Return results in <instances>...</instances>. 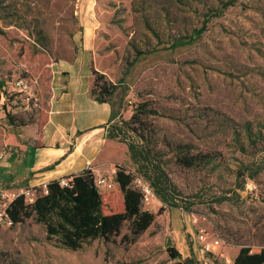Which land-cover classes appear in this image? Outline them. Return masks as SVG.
Listing matches in <instances>:
<instances>
[{
  "label": "rangeland",
  "instance_id": "rangeland-1",
  "mask_svg": "<svg viewBox=\"0 0 264 264\" xmlns=\"http://www.w3.org/2000/svg\"><path fill=\"white\" fill-rule=\"evenodd\" d=\"M79 58L116 84L118 143L103 154L127 151L121 164L152 185L144 208L156 215L133 242L124 225L71 250L31 218L6 220L3 195L26 187L7 178L19 152L4 138L22 127L5 113L45 122ZM0 92V264H175L170 246L232 264L241 245L264 248V0H0ZM140 104L156 114L129 122ZM201 229L222 241L215 253L202 251Z\"/></svg>",
  "mask_w": 264,
  "mask_h": 264
},
{
  "label": "trees",
  "instance_id": "trees-1",
  "mask_svg": "<svg viewBox=\"0 0 264 264\" xmlns=\"http://www.w3.org/2000/svg\"><path fill=\"white\" fill-rule=\"evenodd\" d=\"M90 69L91 96L99 102L110 103L116 84L101 72ZM1 96L0 92V98ZM135 112L137 114H133L129 122L142 123V115L156 114L155 110L146 109L143 104L138 105ZM5 117L13 128L37 124L41 129L44 124L37 123L32 115L26 117L6 112ZM130 129L138 133L135 126ZM114 136L108 131L107 137ZM4 145L22 151L27 148V141L22 140L15 131H10L6 133ZM128 148L134 156L133 146ZM254 150L253 155L259 149L255 146ZM191 163L190 159L188 164ZM261 171L262 167L252 171L250 175L255 178ZM94 177L90 169H84L66 177L67 185L60 183L61 178L50 180L46 183L45 190L42 186L36 187V196L31 203H27L19 195L4 208L6 220L16 225L31 218L44 226L47 239L54 238L61 247L71 250H77L87 241L97 238L109 243L120 235L124 225H127L128 233L122 235V239L129 236L131 242L135 241L154 223L156 214L143 208L142 195L132 184L133 174L126 167L117 165L114 179L118 187L112 192H100ZM167 254L175 264H200L193 257L183 258L172 246L167 248ZM232 264H264V248L251 252L250 246L241 245Z\"/></svg>",
  "mask_w": 264,
  "mask_h": 264
},
{
  "label": "crops",
  "instance_id": "crops-1",
  "mask_svg": "<svg viewBox=\"0 0 264 264\" xmlns=\"http://www.w3.org/2000/svg\"><path fill=\"white\" fill-rule=\"evenodd\" d=\"M85 37L90 44L89 29ZM90 47L84 43L80 53L90 51ZM86 65L83 59L76 60L62 87L53 88L47 119L41 129L32 124L17 132L27 141V148L22 151L11 148L19 152L7 172L11 183L34 188L84 169H90L95 177L114 179L116 166H124L121 162L127 159L126 150L118 157L103 154L108 144L118 143L107 137L113 107L91 96L92 75Z\"/></svg>",
  "mask_w": 264,
  "mask_h": 264
},
{
  "label": "built area",
  "instance_id": "built-area-1",
  "mask_svg": "<svg viewBox=\"0 0 264 264\" xmlns=\"http://www.w3.org/2000/svg\"><path fill=\"white\" fill-rule=\"evenodd\" d=\"M94 182L96 187L100 190V192H107V191H112L116 189V181L113 178L110 177H106V176H98V177H94ZM60 183L63 185H67L68 184V179L66 178H61L60 179ZM133 187L136 188L137 190L140 191L142 197H141V204L144 208V206L150 204L154 198H155V191L154 188L152 187V185L146 181L145 179H143L140 176H133V181H132ZM46 188V184L42 185V189L45 190ZM35 190V191H33ZM2 194V193H0ZM22 195L24 197V200L27 203H31L33 202L35 196H36V187L34 188H17V189H13L8 191L5 195H3L6 200H7V204L13 200L14 198H16L17 196ZM6 204V205H7ZM6 207V206H5ZM8 223H10L9 221H7ZM198 240L201 242L202 244V251L205 253H215V250L218 249L221 244L222 241L218 238H208V236L206 235L204 230H199L198 234H197Z\"/></svg>",
  "mask_w": 264,
  "mask_h": 264
}]
</instances>
